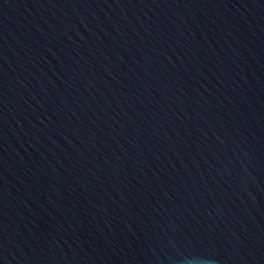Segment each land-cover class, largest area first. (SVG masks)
Here are the masks:
<instances>
[{"label":"water","instance_id":"obj_1","mask_svg":"<svg viewBox=\"0 0 264 264\" xmlns=\"http://www.w3.org/2000/svg\"><path fill=\"white\" fill-rule=\"evenodd\" d=\"M0 264H264V0H0Z\"/></svg>","mask_w":264,"mask_h":264}]
</instances>
